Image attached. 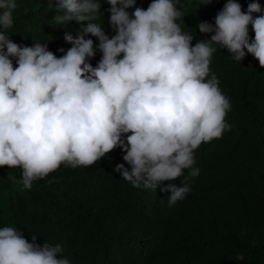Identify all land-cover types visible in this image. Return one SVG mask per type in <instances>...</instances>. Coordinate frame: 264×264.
I'll return each instance as SVG.
<instances>
[{"label":"clouds","instance_id":"1","mask_svg":"<svg viewBox=\"0 0 264 264\" xmlns=\"http://www.w3.org/2000/svg\"><path fill=\"white\" fill-rule=\"evenodd\" d=\"M101 2L49 0L58 25L84 22L75 36L64 33L71 46L57 57L47 43L13 42L17 0H0V166L21 169L28 189L61 165L87 167L119 147L129 168L118 163L114 171L133 187L168 191L171 206L191 191L190 183L172 181L185 169L199 175L194 150L231 127L212 54L224 48L239 62L251 54L264 67V8L251 0L242 11L238 0H225L214 23L195 26L209 38L192 45L178 22L180 0H150L146 9L136 0H105L111 37L97 22ZM61 253L59 244L0 227V264H71Z\"/></svg>","mask_w":264,"mask_h":264},{"label":"trees","instance_id":"2","mask_svg":"<svg viewBox=\"0 0 264 264\" xmlns=\"http://www.w3.org/2000/svg\"><path fill=\"white\" fill-rule=\"evenodd\" d=\"M224 2L177 4L183 14L178 22L193 34L192 45L209 38L195 26L214 23ZM238 2L245 11L251 0ZM257 2L264 8V0ZM149 3L136 0L135 6L146 9ZM48 4L17 0L8 33L17 44L47 43L59 57L57 49L71 46L64 33L75 36L84 22L58 25ZM108 8L102 0L97 22L111 37ZM248 35L254 36L251 25ZM90 38L95 48L96 38ZM100 58L97 51L93 67ZM210 70L230 102L225 120L231 127L194 150L198 176L185 169L172 181L190 183L184 199L170 206L168 191L133 187L121 178L116 164L129 165L117 147L87 167L61 165L28 189L20 183L21 169L0 166V227L19 230L29 242L36 236L37 244H59L71 264H264V67L251 54L239 62L218 48Z\"/></svg>","mask_w":264,"mask_h":264}]
</instances>
